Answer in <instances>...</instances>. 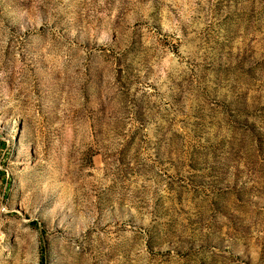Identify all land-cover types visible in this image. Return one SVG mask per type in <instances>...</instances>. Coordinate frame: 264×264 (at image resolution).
I'll list each match as a JSON object with an SVG mask.
<instances>
[{"label": "rangeland", "instance_id": "obj_1", "mask_svg": "<svg viewBox=\"0 0 264 264\" xmlns=\"http://www.w3.org/2000/svg\"><path fill=\"white\" fill-rule=\"evenodd\" d=\"M0 264H264V0H0Z\"/></svg>", "mask_w": 264, "mask_h": 264}]
</instances>
